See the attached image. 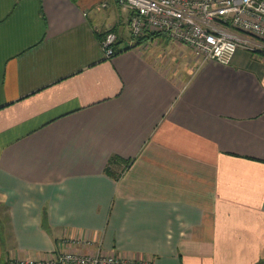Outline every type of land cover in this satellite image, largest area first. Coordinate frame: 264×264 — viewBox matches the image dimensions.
Masks as SVG:
<instances>
[{
	"label": "crops",
	"instance_id": "obj_1",
	"mask_svg": "<svg viewBox=\"0 0 264 264\" xmlns=\"http://www.w3.org/2000/svg\"><path fill=\"white\" fill-rule=\"evenodd\" d=\"M131 15L0 0V264H264V42L221 64Z\"/></svg>",
	"mask_w": 264,
	"mask_h": 264
},
{
	"label": "built area",
	"instance_id": "obj_2",
	"mask_svg": "<svg viewBox=\"0 0 264 264\" xmlns=\"http://www.w3.org/2000/svg\"><path fill=\"white\" fill-rule=\"evenodd\" d=\"M132 10L131 34L160 32L199 50L206 60L229 64L238 50L257 48L253 37L264 42V0H120ZM117 36L103 39L107 57L116 54ZM120 264L115 256L65 254L56 260L20 259L13 264ZM145 264H152L147 262Z\"/></svg>",
	"mask_w": 264,
	"mask_h": 264
},
{
	"label": "rangeland",
	"instance_id": "obj_3",
	"mask_svg": "<svg viewBox=\"0 0 264 264\" xmlns=\"http://www.w3.org/2000/svg\"><path fill=\"white\" fill-rule=\"evenodd\" d=\"M125 34H126L128 37L131 36L130 31H129L128 28H125ZM247 38H249V39H251V40L253 41V39H252L251 37L248 36ZM190 47H191V46H190ZM191 48H192V50H193L195 53H197L199 56H201L202 58L204 57V55H203L199 50L195 49L194 47H191Z\"/></svg>",
	"mask_w": 264,
	"mask_h": 264
},
{
	"label": "trees",
	"instance_id": "obj_4",
	"mask_svg": "<svg viewBox=\"0 0 264 264\" xmlns=\"http://www.w3.org/2000/svg\"><path fill=\"white\" fill-rule=\"evenodd\" d=\"M155 33H157V32H154L153 34H155ZM158 33H160V32H158ZM144 37V36H143ZM116 45H118L117 43H116ZM119 50L117 49V52H118ZM116 52V53H117ZM120 160L118 159V158H113L112 160H111V162L109 163V165H108V167H107V170H110L111 172H113L112 171V166H114L116 163H118ZM118 176V175H117Z\"/></svg>",
	"mask_w": 264,
	"mask_h": 264
}]
</instances>
